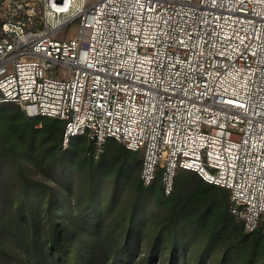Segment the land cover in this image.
<instances>
[{"label": "built area", "instance_id": "2783aa9c", "mask_svg": "<svg viewBox=\"0 0 264 264\" xmlns=\"http://www.w3.org/2000/svg\"><path fill=\"white\" fill-rule=\"evenodd\" d=\"M5 102L63 120L94 158L109 138L140 152L165 194L178 168L227 188L264 241V0H0Z\"/></svg>", "mask_w": 264, "mask_h": 264}, {"label": "trees", "instance_id": "16d2710c", "mask_svg": "<svg viewBox=\"0 0 264 264\" xmlns=\"http://www.w3.org/2000/svg\"><path fill=\"white\" fill-rule=\"evenodd\" d=\"M64 127L0 105V264H264L227 188L178 168L165 194L140 152L109 138L94 159L85 136L62 148Z\"/></svg>", "mask_w": 264, "mask_h": 264}, {"label": "rangeland", "instance_id": "374dc122", "mask_svg": "<svg viewBox=\"0 0 264 264\" xmlns=\"http://www.w3.org/2000/svg\"><path fill=\"white\" fill-rule=\"evenodd\" d=\"M77 28H78L77 23H72L71 25L66 26V27L62 28L61 30H59L56 33L55 37L58 38V39H62V38H73V37H75L77 35ZM36 127H40V123H37L36 124ZM70 141H71V139L66 144H63L62 139H61L62 148H65L66 146H68V144L70 143ZM85 141L88 142V139L86 137H85ZM116 142H118V141L116 140ZM118 143H121V142H118ZM94 159H96V158H94ZM229 202H230V198H229ZM28 262H29V264L31 263L30 262V259H29Z\"/></svg>", "mask_w": 264, "mask_h": 264}]
</instances>
